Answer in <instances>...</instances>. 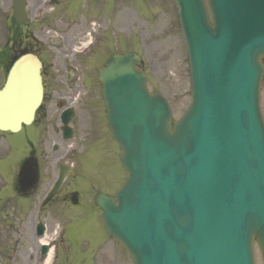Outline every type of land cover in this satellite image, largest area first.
Instances as JSON below:
<instances>
[{
  "label": "water",
  "instance_id": "1",
  "mask_svg": "<svg viewBox=\"0 0 264 264\" xmlns=\"http://www.w3.org/2000/svg\"><path fill=\"white\" fill-rule=\"evenodd\" d=\"M176 1L190 45L193 104L172 127L166 99L150 94L135 68L138 56L108 61L103 97L129 176L118 204L103 194L97 203L135 264H255L254 238L264 255V0H210L215 26L203 0ZM24 6L15 0L19 22ZM40 66L31 54L14 64L0 90L1 129L32 121Z\"/></svg>",
  "mask_w": 264,
  "mask_h": 264
},
{
  "label": "rangeland",
  "instance_id": "2",
  "mask_svg": "<svg viewBox=\"0 0 264 264\" xmlns=\"http://www.w3.org/2000/svg\"><path fill=\"white\" fill-rule=\"evenodd\" d=\"M10 1L0 0V47H4L7 38L11 35V32L5 28L10 23V19L6 18V14L9 13L4 11ZM86 3L84 0H64L61 1L60 6L52 9L45 2L44 7H47V10L39 21L43 24L40 33L63 34L66 41L75 45L76 42H86L87 34L95 27L89 23L90 20L98 23L97 28L105 31L100 30L97 36L94 33L99 47L89 52L91 57L96 58L98 54H104L113 46L116 47V51L124 48L137 51L142 58L141 66L147 75L149 89L152 92L160 91L166 96L172 107L174 119L180 118L191 103V75L186 42L174 1L107 0L99 7ZM76 4L78 11L72 12L70 7ZM102 10L106 12L103 14ZM58 13L64 17L57 16ZM104 15L108 18H104ZM80 20H85L83 29L84 32H89L81 34L78 33L80 27H73ZM107 20L109 23L106 22ZM108 27L113 29L114 33L112 30L108 33L106 30ZM97 61L99 62L98 59ZM97 67L93 65L90 72L93 78L96 77ZM87 85L86 90L81 87L76 90L77 98L78 93L81 94L77 103L81 117L74 124V137L64 142L59 152L52 150L51 137L45 135L39 141L40 147L48 137L50 142L46 147V153L51 159L43 163V179L39 188L41 190L30 200L32 209H28L29 204L28 207H23L20 203L17 210H4V217L10 218L4 224L12 221L15 211L18 212L17 224L20 226L21 238L17 245V235L11 231L15 236L12 238L10 229L3 227L0 264H42L36 260V255L34 257L38 240H34L32 235L33 222L39 219L45 221L49 233L54 238L57 234L60 236L54 264H132L127 251L108 239L100 210L88 204L96 192L112 191L120 187L126 174L120 161V149L107 126L101 84L95 79L87 82ZM59 86H61L60 82L50 83V87L59 92L63 91ZM261 105L264 115V80ZM7 139L22 145L25 137L24 134H16L14 137L8 136ZM66 149L65 158L76 166L77 175L74 178L68 177L64 182V189L68 192L78 190L83 194L85 202L82 206L57 210V202L61 200L57 197L43 211L40 218L37 207L42 201L43 192L54 178V162L61 159ZM16 155L17 148L14 146L7 161L12 164ZM13 245L15 251L12 252L13 256L9 257ZM108 252H112L111 255L107 256ZM255 253L256 264H264L257 243H255Z\"/></svg>",
  "mask_w": 264,
  "mask_h": 264
},
{
  "label": "flooded vegetation",
  "instance_id": "3",
  "mask_svg": "<svg viewBox=\"0 0 264 264\" xmlns=\"http://www.w3.org/2000/svg\"><path fill=\"white\" fill-rule=\"evenodd\" d=\"M33 2V0H31ZM56 3H60L61 1L55 0ZM43 0H34L33 6L31 8L38 9ZM37 21H39V17H37ZM56 21V20H54ZM38 27L40 26L43 29V24L42 23H37ZM37 27V28H38ZM13 28V41H12V46L14 47L11 52H6V55L10 58L11 56H14L18 54L21 50H36L40 57L43 60V77H44V83H45V99L43 102V106L40 108L36 120H35V126L39 128H43L44 131H48L51 129H56L58 126L61 124V115H62V109L58 112L59 107L62 106V103L55 104L52 102L51 96L49 94H52L54 90L52 87H50V83H55V82H67V79L69 77H75L76 72L71 70V73L69 72L70 67H68V61L65 59H62L61 56L55 54L53 50H51L50 47L47 46H54L53 43H46V44H35L30 41L29 35L30 31L36 28L35 24H28L24 26H20L18 24L14 23ZM45 35V34H43ZM23 46L25 48H23ZM34 46H42L40 49H35ZM60 46H75L71 43H62ZM24 51V50H23ZM61 54L63 56H68L70 55V49L67 47L64 50H62ZM6 58L5 60L0 59V66L3 67L6 64H9L10 59ZM73 61L76 65L79 67H82L84 69H88L91 66L90 59L91 55L89 52H84L83 54L76 55L73 58ZM75 74V75H74ZM63 91L60 92V95L63 97H66L67 99H72L73 98V91L62 87ZM53 94L57 95V92H54ZM6 134L9 133H1L0 132V239L2 238V221H3V210L5 207L8 206V202L4 203V197H3V189L5 185H8V181L5 180L4 177V171L10 172L14 167L17 169L16 173L18 172V168L21 167L23 161L33 154L35 150V146L32 143L34 137H35V132L34 131H25V141L27 144V147L29 148L28 153L22 157H19V155H16L14 162L12 163L13 166L10 167L9 161H5V158L8 153L9 147L6 146V143L2 142V136L3 138L6 137ZM14 143V146L19 150V143ZM13 147V144H12ZM43 151V152H42ZM42 154L38 155L39 163L41 161H47V156L44 155V150H42ZM41 168V164H40ZM12 187H15L18 195H20L22 198H30L34 191L31 192H26V193H20L19 192V185L17 182V179L15 178L12 182ZM69 198V195L67 194L64 197V201H67ZM79 202L76 204L78 205ZM1 241L0 240V246H1ZM1 248V247H0Z\"/></svg>",
  "mask_w": 264,
  "mask_h": 264
},
{
  "label": "bare ground",
  "instance_id": "4",
  "mask_svg": "<svg viewBox=\"0 0 264 264\" xmlns=\"http://www.w3.org/2000/svg\"><path fill=\"white\" fill-rule=\"evenodd\" d=\"M52 238L53 235L48 232L41 239H39V244H49ZM56 249L55 247L50 248L46 258L43 261L44 264H53Z\"/></svg>",
  "mask_w": 264,
  "mask_h": 264
}]
</instances>
